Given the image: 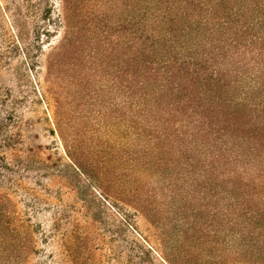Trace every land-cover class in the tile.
<instances>
[{"label":"trees","instance_id":"trees-1","mask_svg":"<svg viewBox=\"0 0 264 264\" xmlns=\"http://www.w3.org/2000/svg\"><path fill=\"white\" fill-rule=\"evenodd\" d=\"M59 1L46 75L51 87L71 76L97 107L90 135L128 177L115 198L154 217L152 197L166 199L190 239H264V0ZM55 118L67 149L75 139L61 107ZM208 189L213 207L195 204ZM5 225L9 264L16 245L29 250L20 238L29 232Z\"/></svg>","mask_w":264,"mask_h":264},{"label":"rangeland","instance_id":"rangeland-1","mask_svg":"<svg viewBox=\"0 0 264 264\" xmlns=\"http://www.w3.org/2000/svg\"><path fill=\"white\" fill-rule=\"evenodd\" d=\"M59 10V0H0V240L8 220L29 232L20 237L29 250L16 245L20 256L8 263L264 264L262 236L232 237L226 245L190 239L166 199L152 197L154 217L115 198L128 177L102 160L103 145L90 135L97 107L71 76L48 82L46 59L61 38ZM60 107L75 139L67 149L55 125ZM155 186L144 182L143 199ZM194 196L195 204H215L212 189ZM157 220L177 243L166 241Z\"/></svg>","mask_w":264,"mask_h":264}]
</instances>
